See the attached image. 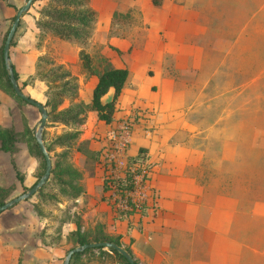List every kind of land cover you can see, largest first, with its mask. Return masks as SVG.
<instances>
[{"label":"rangeland","instance_id":"obj_1","mask_svg":"<svg viewBox=\"0 0 264 264\" xmlns=\"http://www.w3.org/2000/svg\"><path fill=\"white\" fill-rule=\"evenodd\" d=\"M25 1L0 0V47ZM44 2L33 0L22 13L9 55L22 90L47 109L43 140L52 147V168L49 180L37 191L0 212V264H62L67 249L77 244V226L89 236L98 234L101 226L111 236L119 235L121 245L135 249L140 261L136 245L122 236L145 226L148 209L158 208L154 162L149 160L152 201L124 217L107 196L106 174L98 165L105 126L97 125L93 110L71 116L73 108L88 102L92 93L91 74L80 59L75 62L81 46L40 35L35 21ZM89 4L96 22L82 48L93 66L130 70L122 94L114 100V119L129 112L135 119L129 154L135 155L140 147L147 153L164 130L179 127L178 120H162L157 113L155 49L162 40L164 45L172 43L173 37L191 42L193 57L188 60L196 63L189 69L196 78L176 104L179 111L190 104L187 117L201 133L180 131L167 137L173 145L183 140L178 143L177 165L191 179L181 176L177 183L180 189L199 194L206 204L212 264H219V259L220 264H264V0H90ZM236 50L242 59L234 56ZM59 64L78 81L75 98L55 93L63 87L53 80ZM206 76L210 82L199 88ZM0 80H4L1 73ZM54 99H59L56 107L51 103ZM82 116L84 120L78 121ZM40 117L36 106L0 87V125L13 127L18 136L15 149H0V193L5 200L26 190L44 170L33 135ZM60 135L63 142L57 144ZM58 176L79 185L77 198H67L58 189ZM104 248L77 257L87 259L86 264H123Z\"/></svg>","mask_w":264,"mask_h":264},{"label":"crops","instance_id":"obj_2","mask_svg":"<svg viewBox=\"0 0 264 264\" xmlns=\"http://www.w3.org/2000/svg\"><path fill=\"white\" fill-rule=\"evenodd\" d=\"M238 39L237 36L236 41ZM160 42L155 49L156 109H159L157 113L161 115L162 120H178L180 124L177 128L169 127L164 130L156 141V147L153 145L147 151L148 160L154 162L153 179L159 192L156 197L159 200L158 208H149L146 212L148 216L145 226L141 229L130 230L122 238L127 237L128 241L132 240L133 245H136L133 248H137L141 255V260H137L139 264H143V261L145 264H212V227L210 217L206 215V204L199 199V194L185 188L180 189L177 183V180L182 178L181 176L191 179L187 174L182 175L179 172L181 167L177 165L180 160V156L177 158V153L181 148V144L178 143H182L183 140L180 139V142H175L174 145L169 142V138L167 140L168 136L178 135L180 131L195 132L194 125L187 117V109H191L190 104L185 111H179V105L176 104L177 98H184L188 89L195 82L194 78L196 77L192 75L189 67L195 65L196 61L190 63L188 60V57H193V45L188 40L176 41L174 37L172 43L167 42L164 45L163 40ZM236 44L238 47V43ZM185 55H187V59L184 57ZM234 56L236 59L238 57L242 59V54L238 55L237 50ZM77 60H79L78 49L75 53V62ZM89 78L91 80L90 88H92L97 76L92 74ZM209 82L210 76H206L198 87L205 88ZM124 86L120 94H122ZM176 93L180 95L176 97ZM96 121L97 125L105 126V133L108 123L97 118ZM183 162L188 163L186 158ZM193 182L195 185L198 183L195 177ZM118 232L124 233L123 231ZM206 234L207 243L205 241ZM132 252L136 259L135 249H132ZM220 263L221 259H219Z\"/></svg>","mask_w":264,"mask_h":264},{"label":"trees","instance_id":"obj_3","mask_svg":"<svg viewBox=\"0 0 264 264\" xmlns=\"http://www.w3.org/2000/svg\"><path fill=\"white\" fill-rule=\"evenodd\" d=\"M90 0H45L41 9L40 16L36 19L35 25L38 28V32L41 36L53 35L59 38L65 39L68 42L81 46L78 50V56L81 60V66L86 72L91 75L94 74L97 76L96 82L92 87L91 98L88 102H80L77 104L76 108H73L74 113L73 117H77L79 110H93L96 113L98 119L103 120L104 122H111L114 119V100L120 94L123 86L125 85L127 78L129 76V69L126 66H109L103 69L97 70L91 61L90 54L85 51L82 46H84L90 39L93 34L94 24L96 22V12L89 4ZM14 18V17H13ZM2 46L0 47V73L4 75V80H0V87L13 94L17 99L21 101H26L17 95L11 85L9 77L7 75L6 69L4 67L3 56H2ZM42 57H39V60ZM58 73L53 77V80L62 82L63 87L56 89L55 93L60 97H70L75 98L78 93V81L75 76L71 74L69 69L63 68L61 64L57 65ZM14 75L18 81V73L13 66ZM21 87V86H20ZM22 88V87H21ZM113 88L114 94L111 100L102 101V96L107 93V91ZM30 96V95H29ZM52 106L56 107L59 103V99H54ZM85 116V115H84ZM84 116L78 118V121H83ZM82 119V120H81ZM75 133V132H74ZM74 133H70L68 136H72ZM62 135L57 137V144H61L63 141ZM17 131L11 126H2L0 125V149L5 151H12L17 147ZM34 148L37 151L38 156L44 162L45 169V159L40 151L37 142H34ZM48 152L52 149L51 145H46ZM144 147H140L137 153L129 154V162L135 160H143L149 167L151 166L150 161L148 160V154L145 151ZM14 165V164H13ZM15 166V165H14ZM16 168V167H15ZM44 172V170H43ZM42 172V173H43ZM41 173V175H42ZM16 174L20 176L18 170ZM40 175V176H41ZM39 176V177H40ZM38 177V178H39ZM60 184L58 189L65 195L67 198L74 197L77 198L80 187L79 185H74L67 180H64L63 177L58 176ZM49 180V179H47ZM47 180L45 182H47ZM105 187L107 183L105 182ZM130 184V180L128 185ZM3 190V187L0 185V191ZM7 200V199H6ZM5 201L4 197L0 193V204ZM132 210H121V214L124 217L129 216ZM99 233L89 236L84 230L80 229V226H77L75 241L77 244L84 242L92 241H114L117 244L121 245L119 235L111 236L104 231L103 227L98 228ZM76 244V245H77ZM75 246V245H74ZM72 247V246H71ZM133 256L132 250L128 246H124ZM98 248L101 250H106L104 246L98 247H87L82 251H78L72 254L69 264H86L87 259L80 260L77 256L85 254L86 251ZM108 250L113 252L123 264H130L129 261L116 249L108 247ZM134 258V257H133ZM135 263L139 264L138 261L134 258ZM84 261V262H83Z\"/></svg>","mask_w":264,"mask_h":264},{"label":"built area","instance_id":"obj_4","mask_svg":"<svg viewBox=\"0 0 264 264\" xmlns=\"http://www.w3.org/2000/svg\"><path fill=\"white\" fill-rule=\"evenodd\" d=\"M132 113L108 123L98 155V165L106 174V194L121 210H138L152 200L149 181L151 166L143 160H128V147L135 124Z\"/></svg>","mask_w":264,"mask_h":264},{"label":"water","instance_id":"obj_5","mask_svg":"<svg viewBox=\"0 0 264 264\" xmlns=\"http://www.w3.org/2000/svg\"><path fill=\"white\" fill-rule=\"evenodd\" d=\"M33 0H26L23 4H21L12 20L11 26L8 29L6 38L3 43L2 47V56H3V62H4V67L6 69L7 75L9 77V80L11 82V85L17 95H19L21 98L25 99L28 103L36 106L41 114V117L39 119L38 125L33 129V135L35 138V141L38 144V147L40 151L42 152L44 159H45V169L42 175L34 182L32 183L26 190L22 191L21 193L14 195L13 197L5 200L2 204H0V212L3 211L4 209H7L8 207H11L18 201H21L23 199L28 198L30 195H32L35 191H37L48 179L50 173H51V168H52V162L51 158L49 155V152L46 148V145L43 140V130L47 121V116L48 112L47 109L41 101L29 96L26 94L22 88L20 87L15 75H14V70H13V64L9 55V46L11 39L13 37V34L16 30V27L19 23L20 17L23 12L28 10L30 7L31 3ZM114 94V89L110 88L107 93H105L102 96V101H109L112 99ZM98 246H104V247H110L116 249L119 253H121L126 259L129 261L130 264H136L133 256L131 253L122 245L117 244L114 241H92V242H84L77 244L75 246H72L67 249L65 252V255L63 257L62 264H69L70 258L73 253L82 251L87 247H98Z\"/></svg>","mask_w":264,"mask_h":264}]
</instances>
